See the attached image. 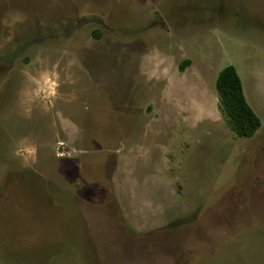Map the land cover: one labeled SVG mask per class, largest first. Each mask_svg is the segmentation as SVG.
Returning <instances> with one entry per match:
<instances>
[{"label": "rangeland", "instance_id": "374dc122", "mask_svg": "<svg viewBox=\"0 0 264 264\" xmlns=\"http://www.w3.org/2000/svg\"><path fill=\"white\" fill-rule=\"evenodd\" d=\"M0 264H264V0H0Z\"/></svg>", "mask_w": 264, "mask_h": 264}, {"label": "trees", "instance_id": "16d2710c", "mask_svg": "<svg viewBox=\"0 0 264 264\" xmlns=\"http://www.w3.org/2000/svg\"><path fill=\"white\" fill-rule=\"evenodd\" d=\"M185 63L180 65L184 70ZM216 89L219 95L221 110L226 115L230 128L237 136H253L262 122L258 113L247 101L242 80L233 65L221 69L216 79Z\"/></svg>", "mask_w": 264, "mask_h": 264}]
</instances>
